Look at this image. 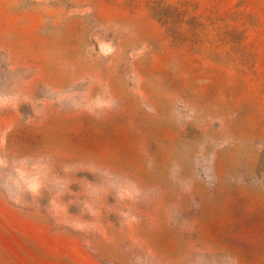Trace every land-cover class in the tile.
<instances>
[{"label":"rangeland","instance_id":"rangeland-1","mask_svg":"<svg viewBox=\"0 0 264 264\" xmlns=\"http://www.w3.org/2000/svg\"><path fill=\"white\" fill-rule=\"evenodd\" d=\"M71 263L264 264V0H0V264Z\"/></svg>","mask_w":264,"mask_h":264},{"label":"bare ground","instance_id":"bare-ground-1","mask_svg":"<svg viewBox=\"0 0 264 264\" xmlns=\"http://www.w3.org/2000/svg\"><path fill=\"white\" fill-rule=\"evenodd\" d=\"M66 250V249H65ZM73 257H74V255H73ZM67 258V257H66ZM70 262V261H69ZM72 264V263H71Z\"/></svg>","mask_w":264,"mask_h":264}]
</instances>
